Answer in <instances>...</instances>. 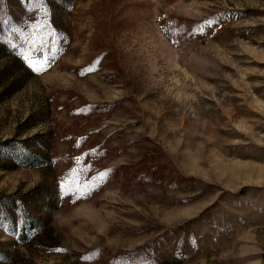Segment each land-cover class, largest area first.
Returning a JSON list of instances; mask_svg holds the SVG:
<instances>
[{
  "label": "rangeland",
  "instance_id": "374dc122",
  "mask_svg": "<svg viewBox=\"0 0 264 264\" xmlns=\"http://www.w3.org/2000/svg\"><path fill=\"white\" fill-rule=\"evenodd\" d=\"M35 137L0 264H264V0H0V141Z\"/></svg>",
  "mask_w": 264,
  "mask_h": 264
},
{
  "label": "trees",
  "instance_id": "16d2710c",
  "mask_svg": "<svg viewBox=\"0 0 264 264\" xmlns=\"http://www.w3.org/2000/svg\"><path fill=\"white\" fill-rule=\"evenodd\" d=\"M29 141H32L34 150L26 148L25 144ZM42 143L43 140L38 139V137L22 141H0V155L7 157V159L15 165L37 167L40 166L41 162H45L42 152L44 149ZM39 190L40 189H32V191L27 193L25 197L21 196L22 198H12L6 203L11 206L12 214L16 213L19 216L16 230L18 231L17 239L20 243L26 242L33 233L41 228L40 217L33 215L27 208L28 202L41 197V190ZM9 218L14 220L11 216ZM14 229L15 228L11 226L10 231L13 232Z\"/></svg>",
  "mask_w": 264,
  "mask_h": 264
}]
</instances>
